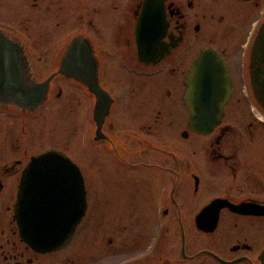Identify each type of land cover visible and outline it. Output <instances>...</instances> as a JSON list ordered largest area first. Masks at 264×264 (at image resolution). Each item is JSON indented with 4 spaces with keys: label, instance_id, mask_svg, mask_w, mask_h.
Instances as JSON below:
<instances>
[{
    "label": "flooded vegetation",
    "instance_id": "af4514ba",
    "mask_svg": "<svg viewBox=\"0 0 264 264\" xmlns=\"http://www.w3.org/2000/svg\"><path fill=\"white\" fill-rule=\"evenodd\" d=\"M263 22L264 0H0V30L23 45L33 76L54 74L41 109L80 120L88 146L119 165V233L131 234L85 243L92 167L75 160V140L60 146L58 134L44 135L41 109L0 107V264H263L264 107L249 73ZM76 35L90 41L93 58L70 68L96 73L113 100L100 140L95 96L60 73ZM205 51L226 64L230 93L219 124L203 134L189 127L187 81ZM50 150L78 166L87 205L67 243L43 252L23 238L14 206L32 158ZM215 200L234 208H219L214 227H197Z\"/></svg>",
    "mask_w": 264,
    "mask_h": 264
},
{
    "label": "water",
    "instance_id": "95a60500",
    "mask_svg": "<svg viewBox=\"0 0 264 264\" xmlns=\"http://www.w3.org/2000/svg\"><path fill=\"white\" fill-rule=\"evenodd\" d=\"M63 53L60 73L78 80L95 96V140L103 139L101 127L109 114L112 97L100 86L96 73L70 68L72 62L84 66L88 57L93 58L90 41L76 35ZM261 64L264 65V22L252 48L249 71L254 96L264 107ZM53 76L37 81L23 45L0 30V107H14L22 112L38 111L45 104ZM187 83V104L191 112L189 127L206 134L219 124L223 104L230 93L227 66L216 53L205 51L193 63ZM26 173L14 206L21 234L25 241L43 252L61 248L85 214L87 203L81 172L63 152L50 150L32 158ZM223 206L234 208L225 200L211 202L196 215L197 227H214L219 208ZM251 210L262 214L261 208ZM211 211H214L212 216ZM261 259L264 264V252Z\"/></svg>",
    "mask_w": 264,
    "mask_h": 264
},
{
    "label": "rangeland",
    "instance_id": "374dc122",
    "mask_svg": "<svg viewBox=\"0 0 264 264\" xmlns=\"http://www.w3.org/2000/svg\"><path fill=\"white\" fill-rule=\"evenodd\" d=\"M70 28L65 29L68 30L66 35L71 32ZM66 35H61V37L65 39ZM34 42V46H36L38 42ZM48 108H50L49 111ZM48 108L45 107L38 113L39 117L42 116L40 126H42L41 130L44 135L58 134L60 136V146H66L65 139L70 138L71 141L75 140L73 152L75 160L84 164L85 167H88V164L92 167L91 169H87V172L93 179L89 207L90 213L86 218L87 225L90 228L84 235L83 241L90 244L110 240L119 242L121 237H129L131 234H126V232L119 233V165H116V161L111 155L99 151L100 149L95 145L88 146V142L84 138L83 123L80 120L75 119V121L73 119L74 116H70V114L61 113L62 115H59L60 113L51 109V106ZM263 144L264 141H260L259 145L262 146ZM96 167L100 168L97 169ZM122 197L125 196L123 195ZM191 219L186 218L185 222L190 223ZM162 222L163 220L159 218L155 223L161 224ZM110 252L112 251L108 250V253ZM80 253L82 254V252ZM133 256L124 253L121 258L127 259ZM108 257V263L110 260L114 263V260L117 258L112 254H109Z\"/></svg>",
    "mask_w": 264,
    "mask_h": 264
}]
</instances>
